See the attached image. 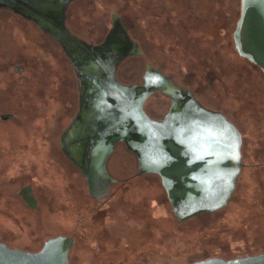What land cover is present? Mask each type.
Wrapping results in <instances>:
<instances>
[{
  "label": "flooded vegetation",
  "instance_id": "obj_1",
  "mask_svg": "<svg viewBox=\"0 0 264 264\" xmlns=\"http://www.w3.org/2000/svg\"><path fill=\"white\" fill-rule=\"evenodd\" d=\"M73 1L12 0L11 7H0V11H6L14 19L16 30L15 41L8 45L3 42L0 29V92L5 91L0 93V123L14 122L13 128L20 132L0 142V170L13 178L18 172L26 175L5 195L6 204L29 209L39 219L42 208L52 212L86 206L89 210L82 219L90 218L97 225H103L106 219H116L109 209L115 203L131 205L127 214L145 224L151 222L147 209L161 213L163 206L168 218L177 224L201 216L208 221L225 214L237 202L244 171L264 168V161L252 162L263 157L259 159L258 154L245 152V133L234 120L235 114L241 116L243 110H254L248 105L243 110L231 111L225 102L233 104L234 92L220 89L199 92L200 86L192 87L182 81L191 78L190 73L180 74L165 67L160 60L168 62L167 52L162 40L148 36L142 9L137 15L139 27L132 20L134 28H130L128 17L121 6H114V1L82 0L90 12L78 14V27L82 31L76 32L66 24L67 10ZM187 1L179 8L191 17L194 0ZM237 3L240 15V0ZM239 15L229 25L232 37L229 45L235 56L257 68V64L235 50L233 31ZM174 16L161 15L159 24L166 32L167 42L175 45L179 40L167 37V32L174 33L181 27V13ZM226 18L224 15L221 23L212 24L220 38L228 26ZM30 28L36 29L38 35ZM223 42L228 44L225 38L220 44ZM213 55L220 66L217 49ZM219 72L220 68L215 69L213 77ZM3 77L7 84H3ZM67 86L73 92H66ZM33 87L46 98L29 104ZM23 92H27V100ZM71 95L75 97L73 105L67 101ZM55 96L61 98L58 104L54 102ZM36 114L44 125L53 128L44 138L34 136ZM169 143L183 150L180 156L190 168L188 172L175 169L167 174L171 177L167 179L168 186L184 187L185 181L193 185L188 195H177L174 203L159 171L172 157L165 147ZM103 155L100 172L98 160ZM35 174L44 181L38 189ZM91 175H96V183L91 186L94 193L88 180ZM3 192L0 190V198ZM51 212H44L43 216H56ZM155 217L158 222L162 215ZM110 223L101 230L108 236V242L115 243L117 232L114 222ZM161 223L158 222L159 230ZM74 234L53 232L38 247L16 248L35 252L50 239L72 237L67 263L71 264ZM262 252L233 257L214 254L185 264L211 258L231 260Z\"/></svg>",
  "mask_w": 264,
  "mask_h": 264
},
{
  "label": "rangeland",
  "instance_id": "obj_2",
  "mask_svg": "<svg viewBox=\"0 0 264 264\" xmlns=\"http://www.w3.org/2000/svg\"><path fill=\"white\" fill-rule=\"evenodd\" d=\"M108 1H114L115 7L121 6V11L129 19L130 26L128 23L127 25L130 28H134L132 20L136 21V27H139L140 18L137 15L142 9L148 36L155 41L162 40L163 50L167 52L168 62L163 58L160 62L174 72L190 73L191 78L182 80L185 84H190L192 87L200 86L199 92L208 91V89L234 92L233 104L225 102V107L231 111L243 110L250 105L251 110L254 111L243 110L242 117L234 113V120L245 133V152L258 154L259 159L263 157L262 160L252 162H263L264 72L259 67L248 66L245 59L234 55L230 46L232 37L229 25L239 15V13L237 15L238 0H194L191 17L185 15V9L182 12L183 8H179L182 6L181 4L189 3L187 0ZM90 7L92 8L91 5ZM82 11L90 12L82 0H74L69 5L66 24L72 31H82L78 27L80 25L78 14ZM176 12L181 13L179 18L181 27L173 29L176 31L174 33L167 32L168 38L179 40V43L174 45L173 42H167L165 39L166 32L159 22L161 15L162 18L166 16L174 18ZM224 15L227 17L228 26L224 32L226 36L222 33V38H220L216 36L219 32L212 27V24L221 23V17ZM14 22L10 14L4 10L0 11V29L3 31L5 44L11 45L14 40L13 35L16 33ZM30 30L35 36L38 35L36 29L30 28ZM21 38V41L26 40ZM224 38L228 44L225 42L220 44ZM173 45L176 46V51H174ZM214 49L219 52L220 66L214 59ZM35 56L38 55L35 54ZM219 68L220 72L214 78L215 69ZM4 83H8L5 77H3ZM39 87L37 83L36 88L39 89ZM36 88L33 87L34 92L31 98L26 96L27 92L22 93L26 100L31 99L29 104L45 97V94ZM4 92L0 93L4 94ZM66 92L73 91L67 86ZM54 98V102L58 104L61 98L58 96ZM251 99H255L256 102L252 103ZM67 101L73 105L75 97L71 95ZM39 103L41 104V102ZM14 125V122L0 123V142H6L5 140L19 135L20 132L18 133V128H13ZM33 130L34 136L38 139L47 136V132L53 131V128L51 125H44L43 119L36 114ZM16 175L17 177L13 178L6 171L0 170V190L4 191L0 198V242H5L12 247L35 248L40 246L50 233H75L76 242L70 250L71 264H185L193 259L208 255L233 257L264 250L263 167L244 171L243 181L238 186L237 202L227 209L225 214L213 216L208 221L201 216L184 224H177L170 220L166 209H164L165 206L161 213L155 212L154 209H147L150 211L148 218L151 222L145 224L140 219H133L132 214H127V211L132 210L131 205L116 203L109 207L112 217L116 219H106L103 225L92 224L90 218L82 219L89 210L86 206L80 209L52 210L56 215L52 217L43 216L44 212L47 214L51 211L42 208L40 211L42 216L39 219L29 209L6 204L5 195H8L26 176L22 172H18ZM34 177L36 189H38L42 183L44 184V181L37 174ZM28 179L29 177H27ZM159 214L162 215V218L158 220V222H162L160 230L155 217ZM111 221L114 222V230L117 232L115 243L108 242V236L105 233L103 235V230H101L108 224L110 226ZM156 227L157 230H155Z\"/></svg>",
  "mask_w": 264,
  "mask_h": 264
},
{
  "label": "water",
  "instance_id": "obj_3",
  "mask_svg": "<svg viewBox=\"0 0 264 264\" xmlns=\"http://www.w3.org/2000/svg\"><path fill=\"white\" fill-rule=\"evenodd\" d=\"M11 1L0 0V7H11ZM233 41L237 53L257 64L264 72V0H240V15L233 31ZM239 145L240 140L236 145L237 154H239ZM165 147L172 157L160 167L159 171L163 176L169 197L174 203L177 195H188L193 185L192 182L189 184L185 181L184 187L171 188L168 186L167 179L171 177L167 174H172L174 172L172 170L175 169L188 172L190 167L187 165V160L180 156L183 150L171 143L166 144ZM103 157L104 155L98 160L100 172H103L101 170ZM95 178L96 175L88 176L90 191H92L91 186L96 183ZM73 242L72 237H56L45 242L44 246L35 252L0 242V264H67L69 249ZM192 264H264V252L231 260L211 258Z\"/></svg>",
  "mask_w": 264,
  "mask_h": 264
}]
</instances>
